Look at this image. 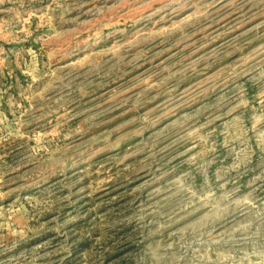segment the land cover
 <instances>
[{
	"label": "rangeland",
	"instance_id": "1",
	"mask_svg": "<svg viewBox=\"0 0 264 264\" xmlns=\"http://www.w3.org/2000/svg\"><path fill=\"white\" fill-rule=\"evenodd\" d=\"M0 264H264V0H0Z\"/></svg>",
	"mask_w": 264,
	"mask_h": 264
}]
</instances>
